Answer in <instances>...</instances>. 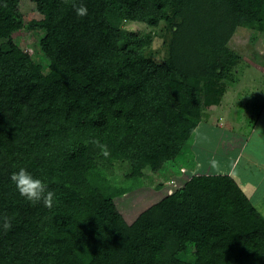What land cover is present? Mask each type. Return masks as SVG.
<instances>
[{"label":"trees","instance_id":"1","mask_svg":"<svg viewBox=\"0 0 264 264\" xmlns=\"http://www.w3.org/2000/svg\"><path fill=\"white\" fill-rule=\"evenodd\" d=\"M33 1L47 72L8 40L21 27L18 0H0V217L12 224L5 230L0 219V264H94L107 228L126 229L128 264H264V217L235 176L256 127L227 133L226 152L198 132L236 58L227 47L236 28L254 26L264 41V0ZM124 20L166 22V59L148 56L149 40ZM192 136L196 160L203 147L241 169L193 171L182 152ZM119 163L128 168L121 182L110 176ZM181 163L186 181L128 225L114 198L142 184L143 171ZM20 168L56 193L51 209L18 194L10 176Z\"/></svg>","mask_w":264,"mask_h":264},{"label":"rangeland","instance_id":"2","mask_svg":"<svg viewBox=\"0 0 264 264\" xmlns=\"http://www.w3.org/2000/svg\"><path fill=\"white\" fill-rule=\"evenodd\" d=\"M17 9V18L21 27L12 32L8 40L20 47L36 63L41 64L47 72L48 59L40 53L39 49V40L43 35L40 27L43 16L38 12L33 0H18ZM120 26L149 40L145 49L148 56L157 62L166 59L167 42L172 31L166 22L162 21L158 26L152 27L145 23L124 20ZM261 33L254 26H238L227 43L228 49L235 54L236 58L225 65L221 79L215 82V89L221 90L222 95L218 103L204 107L202 120L206 124L200 125L201 128L198 130L201 142L209 148L215 145L226 152V146L230 144L231 139V135L227 133L237 128L245 133L259 124L258 128L264 129V41H260ZM210 126L216 127L217 130H213ZM255 133L253 142L247 145L242 154L246 158L242 159L243 162L250 163L242 172L246 174V178L251 183L258 182V180L260 183L256 187L252 186V189L247 188L243 191L250 203L257 207L264 217V171L255 165L256 162L264 163V159L259 156V152L264 151V136L262 135L264 131L256 130ZM193 137L189 138L182 148L184 155H188L192 161L195 160L196 167L193 171L207 173L215 170L224 171V166H227L226 161L217 159L216 163H212L215 156L209 153L211 149H208L209 151L200 150L202 153H198L196 160L195 150L192 148ZM210 138L213 144L210 143ZM225 143L226 146H221ZM238 155L239 152H235V156L238 157ZM232 160H230L231 165L237 162V158ZM238 162L236 168L240 166L241 161ZM181 168L185 170L187 166L182 164ZM110 173L112 178L121 182L127 177V165L119 163L110 170ZM160 174L148 170L143 171V176L140 177L142 184H136L123 195L114 198L119 213L128 225L147 207L181 186L189 176V173L183 174L177 166L171 168L167 174H161L163 176ZM255 196H258L259 200H255ZM72 237L74 241L79 239L78 235ZM125 238V228L105 229L100 238V249L94 264H128Z\"/></svg>","mask_w":264,"mask_h":264},{"label":"clouds","instance_id":"3","mask_svg":"<svg viewBox=\"0 0 264 264\" xmlns=\"http://www.w3.org/2000/svg\"><path fill=\"white\" fill-rule=\"evenodd\" d=\"M75 12L78 17H84L87 15L88 10L85 5L80 4L79 6L75 7ZM257 131H264V129L258 128ZM104 154H108L106 150ZM182 164L184 163H181L180 165ZM10 181L15 186L18 194L31 204L36 205L42 203L43 206L48 209L53 207L56 193L50 189L43 180L35 177L25 168H20L18 171L13 172L10 176ZM0 219L3 221L2 226L5 230L11 228V220L7 215L0 217Z\"/></svg>","mask_w":264,"mask_h":264},{"label":"crops","instance_id":"4","mask_svg":"<svg viewBox=\"0 0 264 264\" xmlns=\"http://www.w3.org/2000/svg\"><path fill=\"white\" fill-rule=\"evenodd\" d=\"M258 126H259V124H258ZM257 126V127H258ZM257 127H256V130H257ZM255 128V127H254ZM263 136H264V134H262ZM257 144V143H256ZM195 145V144H194ZM193 144H192V146H194ZM195 147V146H194ZM203 150H208V149H205V148H203V147H201ZM209 151V150H208ZM202 152V151H201ZM210 154H213L214 156H215V160L212 162V163H216L217 162V159H221V160H225L226 161V163H227V166H224L225 167V170L224 171H229V173H231V172H235L238 168H236L237 166H236V163L237 162H235L234 164H232L231 165V161L230 160H232V159H226V157H223L222 155H220L219 153H217V152H215L214 150H210V152H209ZM259 156L260 157H262L263 159H264V151H260L259 152ZM233 161V160H232ZM236 161V160H235ZM263 162H264V160H263ZM248 163V162H247ZM249 165H250V163H248ZM255 164V163H254ZM256 165V164H255ZM258 167H260L263 171H264V163H261L260 165H258ZM217 171H219V170H215L214 172H217ZM238 171V170H237ZM242 171H244L243 169L241 170V171H239V173H238V175H236L235 173V176L238 178V180H239V182L242 184V187H243V189H252V186H254V187H256L257 185H259V181L260 180H258V182L256 181V182H253V183H251L250 182V180H248V178H246V174H244V172H242ZM257 189V188H256ZM253 192V191H252ZM258 200H259V198H258Z\"/></svg>","mask_w":264,"mask_h":264},{"label":"built area","instance_id":"5","mask_svg":"<svg viewBox=\"0 0 264 264\" xmlns=\"http://www.w3.org/2000/svg\"><path fill=\"white\" fill-rule=\"evenodd\" d=\"M178 168L181 170V172H183V174H185V170L181 168V165H179Z\"/></svg>","mask_w":264,"mask_h":264}]
</instances>
